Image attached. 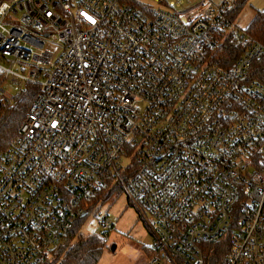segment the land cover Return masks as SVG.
Returning a JSON list of instances; mask_svg holds the SVG:
<instances>
[{"label":"built area","instance_id":"obj_1","mask_svg":"<svg viewBox=\"0 0 264 264\" xmlns=\"http://www.w3.org/2000/svg\"><path fill=\"white\" fill-rule=\"evenodd\" d=\"M226 7L0 0V103L2 78L39 86L0 147V264L51 260L114 185L153 235L148 264H214L219 242L216 264H264V44ZM228 37L241 54L222 65Z\"/></svg>","mask_w":264,"mask_h":264},{"label":"trees","instance_id":"obj_2","mask_svg":"<svg viewBox=\"0 0 264 264\" xmlns=\"http://www.w3.org/2000/svg\"><path fill=\"white\" fill-rule=\"evenodd\" d=\"M248 0H229L226 7V15L235 20L241 10L244 8ZM245 31L264 44V9L257 10L249 22ZM241 54V47L232 37L225 40L221 48L220 60L222 65H229L237 56ZM255 65L253 77L264 82V60L257 59L253 61ZM39 86L26 83L25 88L14 97L13 103H0V147H5L8 142L16 136L17 128L25 111L37 92ZM121 193V188L114 185L106 191V189L98 192L92 199L88 201L89 206L86 212L77 217L72 226L61 236L53 250L52 258L43 264H49L54 260L57 264H97L102 257L106 247V232L83 234L80 232L82 224L91 214V210L98 202L107 200L108 198L117 196ZM225 245L219 242L214 245H208L207 251L210 253L208 260L216 264L219 260L217 251L220 249L218 245ZM112 246V245H111ZM154 250L151 255H153ZM158 264H169L165 261H159Z\"/></svg>","mask_w":264,"mask_h":264},{"label":"rangeland","instance_id":"obj_3","mask_svg":"<svg viewBox=\"0 0 264 264\" xmlns=\"http://www.w3.org/2000/svg\"><path fill=\"white\" fill-rule=\"evenodd\" d=\"M229 0H212L214 4L224 3ZM264 9V0H248L244 8L234 20L235 26L245 30L257 10ZM6 65L8 63L3 61ZM12 69L28 74V68L19 64L12 65ZM5 91L14 95L19 94L25 83L15 84L12 76L1 79ZM125 163V159H122ZM109 212L108 227H103L99 218ZM80 232L83 234L106 232L105 249L97 264H148L153 251V235L144 221L129 203L124 193L108 198L101 205L97 215L90 214L82 224ZM115 244L112 251L111 245ZM49 264H57L50 262ZM171 264V263H169Z\"/></svg>","mask_w":264,"mask_h":264},{"label":"water","instance_id":"obj_4","mask_svg":"<svg viewBox=\"0 0 264 264\" xmlns=\"http://www.w3.org/2000/svg\"><path fill=\"white\" fill-rule=\"evenodd\" d=\"M114 248H115V244H113V245L111 246V250L113 251Z\"/></svg>","mask_w":264,"mask_h":264}]
</instances>
